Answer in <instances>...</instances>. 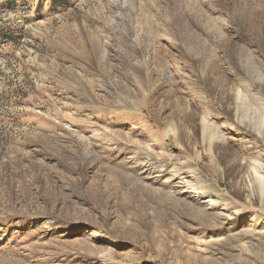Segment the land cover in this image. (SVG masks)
I'll return each instance as SVG.
<instances>
[{
    "label": "rangeland",
    "instance_id": "obj_1",
    "mask_svg": "<svg viewBox=\"0 0 264 264\" xmlns=\"http://www.w3.org/2000/svg\"><path fill=\"white\" fill-rule=\"evenodd\" d=\"M252 216L264 0H0V264H264Z\"/></svg>",
    "mask_w": 264,
    "mask_h": 264
},
{
    "label": "bare ground",
    "instance_id": "obj_2",
    "mask_svg": "<svg viewBox=\"0 0 264 264\" xmlns=\"http://www.w3.org/2000/svg\"><path fill=\"white\" fill-rule=\"evenodd\" d=\"M259 173L258 171L256 172V176H258ZM219 193V192H218ZM225 220V219H224ZM264 222V217H256V216H252L250 217V224L251 225V230L254 232L256 231V227H254L255 225H258V224H262Z\"/></svg>",
    "mask_w": 264,
    "mask_h": 264
}]
</instances>
